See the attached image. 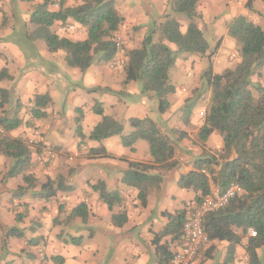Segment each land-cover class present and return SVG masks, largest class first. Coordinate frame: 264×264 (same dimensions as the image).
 Instances as JSON below:
<instances>
[{"label":"crops","instance_id":"obj_1","mask_svg":"<svg viewBox=\"0 0 264 264\" xmlns=\"http://www.w3.org/2000/svg\"><path fill=\"white\" fill-rule=\"evenodd\" d=\"M157 1L159 4L154 14L153 0H113L115 8L124 17L116 35L121 36L126 49L120 48L111 62L104 63L105 65L97 62L86 72H82L69 65L68 69L61 67L62 62H67L65 51L51 53L43 40L31 39L34 29L31 17L43 0H0V73L5 71L0 80V90L9 91L10 94L5 113H0V116L20 120V126L11 131L10 135L24 139L32 150L30 169L5 182H2L3 178L13 162L8 157H0V264H155V247L144 246L153 241L151 235L165 230L168 224L165 213L174 214L187 207L191 216L198 207L195 192L193 195L183 196L179 189L174 190L173 183L179 186L180 178L197 170L201 159L207 158V154L221 152L224 148L217 140L216 132L208 138L205 147L198 139V133L204 124L202 103L197 102L200 105L192 110L188 124L181 113L185 101L193 97L196 89L202 88V73L189 74L188 69L184 72L189 74L184 80L186 88L174 86L176 91L168 98L171 108L166 114L157 112V105H153L152 99L141 94L139 85H133L134 82L124 84L128 51L141 46L146 33L168 11L171 0ZM69 2L66 1L67 6L74 5V2ZM255 2L256 0H202L197 5L200 19L196 22L207 40L212 35L218 37L219 51L226 45L237 48V42L227 35L228 25L241 15L249 17L258 25L264 22V16L257 17L251 12L253 9L264 11V3L257 10ZM50 9L58 10L51 6ZM183 19L182 31L185 32L188 22ZM67 23L81 28L83 32L66 36L73 40L87 38L85 28L72 21ZM62 24L56 23L54 26L57 33ZM133 28L140 31L135 33V38L138 39L130 42L134 38L131 31ZM202 59L183 54L176 65L188 60L194 66ZM37 95H48L51 99L43 119H33L31 115L32 104ZM123 96L130 102L119 98ZM97 106L103 109L104 115L124 125V135L132 132L131 119L150 118L177 144L176 154L170 161L176 162L177 166L172 170L160 166L153 172L161 176L163 181L160 188L150 189L146 207L138 199V190L128 187L122 180L129 163L153 164L154 160L152 156L149 159L139 156L135 146L140 140L134 145V151L124 147L121 136L102 141L90 140L91 133L102 121V116L94 112ZM69 112L74 114L70 127L65 124L67 118H70ZM79 127L82 136L78 133ZM67 133L74 139L70 141L71 148H68L69 141L65 138ZM48 136L55 139L56 144L50 142ZM112 141L119 143L121 147L102 143ZM45 146L53 147L57 154L55 157L46 156L45 163L40 164L38 157L43 154ZM92 150L100 152L96 155L91 153ZM212 167L215 172L220 171V167ZM202 170L209 174L208 168ZM24 175L34 178V187L26 189ZM58 179L63 180L64 189L55 197L46 199L42 192L43 184L48 180ZM99 181H103L109 191H117L121 195L122 202L113 211L100 200L99 193L92 189ZM169 182L171 186L168 187ZM215 184L219 182L211 179V191ZM19 187L26 189L22 197L15 194ZM82 203L88 208L87 220L70 219L72 211ZM170 203L177 207L174 212L170 211ZM120 211L125 212L128 218L122 227L114 225L112 220L113 215ZM12 228L18 229V234L22 233L23 237L6 236ZM64 231L72 238H81V244L75 246L71 242H65L66 235H62ZM144 234L150 237V240L146 239V244ZM167 240L170 241V237L164 241ZM246 243L247 239H244L237 246L235 258L229 264H247ZM5 244L7 250L4 248ZM183 244L184 241L175 242L173 251L178 252ZM207 245L201 248L203 252L195 258L194 264L201 262L206 248L211 245L215 250L213 258L207 264H212L213 261L222 264L227 257L229 244L217 241ZM42 246L45 247L43 252ZM53 257H59L62 262H53Z\"/></svg>","mask_w":264,"mask_h":264},{"label":"trees","instance_id":"obj_2","mask_svg":"<svg viewBox=\"0 0 264 264\" xmlns=\"http://www.w3.org/2000/svg\"><path fill=\"white\" fill-rule=\"evenodd\" d=\"M200 1L171 0L163 21L148 31L140 47L127 53L125 83H139L141 94L156 100L159 114H166L171 108L168 98L176 89L170 81L169 72L178 58L183 54L203 58L209 51L208 40L196 22L200 19L197 12ZM54 3V0H43L33 12L31 24L34 29L31 39L43 40L51 53L65 51L68 65L82 72H86L94 62L109 63L116 57L120 48L115 42V37L124 17L115 8L113 0H79L71 6L66 5V0H60L59 9L52 10L50 6ZM248 7L252 9L250 3ZM182 18L188 22L185 32L182 31ZM69 21L86 29L85 40H73L54 30L56 23L66 24ZM227 35L237 42L241 61L235 68L226 69L222 74H215L212 67L204 74V89L209 99L204 113V124L198 133V139L204 147L208 138L214 132L218 133L224 140V148L219 153L207 154V158L201 159L197 170L180 178L179 187L193 190L196 194L195 202L199 206L203 197L211 191V179L218 181L222 189H226L231 183L237 184L240 188L237 196L227 206L206 217L203 231L208 235L207 244L227 242L229 249L222 264H229L235 258L237 246L247 239V264H264V257L259 253L264 248V87L259 82L264 69V30L249 17L241 15L228 25ZM156 36L158 41H155ZM4 75L5 71H2L0 80ZM254 89L259 92V97L254 95ZM194 92H197V89ZM9 98V91L1 89V114L5 113ZM198 100H201L200 93H194L192 98L185 101L183 118L187 124ZM33 103L32 118H45V110L51 104L50 97L37 95ZM94 112L102 116V121L91 133L90 140L102 141L121 136L124 147L132 151L139 140L149 143L154 163H129L122 180L128 187L138 190V199L141 205L146 207L150 189L160 188L163 181L161 176L153 172L160 166L170 170L177 166L176 162H170L176 154V142L150 118L131 119L132 132L124 135L122 123L104 115L99 106ZM19 126V119L0 116V157H8L13 162L2 182L26 173L31 167V146L24 139L10 135V132ZM78 133L82 136L81 127L78 128ZM53 150L56 156V150ZM99 152L100 150L91 151L96 155ZM213 165L220 167V171L215 172ZM205 167L209 169V174L201 172ZM24 181L27 184L26 189L35 185L31 175H24ZM26 189L19 187L16 196L22 197ZM63 189L62 179L48 180L42 186L46 199L55 197ZM92 189L99 193L100 200L110 211L122 202L119 192L109 191L103 181L93 185ZM87 210L84 203L80 204L72 211L70 219L82 218L85 222L88 217ZM165 217L168 219L165 230L155 234L152 241L155 247V264H173L175 255L183 248L174 252V243L184 241L183 246L186 243L184 226L190 218L187 207L174 214L165 213ZM112 220L114 225L122 227L128 218L125 212L120 211L113 215ZM249 229L257 233L255 237L250 236ZM18 232V229L13 228L6 236L23 237L22 233ZM168 237L170 241H164ZM81 241V238L70 239L71 244L75 246L80 245ZM214 250L213 245L209 246L198 264H207V261L213 258ZM202 252L200 248L195 258ZM52 261L62 262L59 257H53ZM194 261L191 264H194ZM212 264L218 262L213 261Z\"/></svg>","mask_w":264,"mask_h":264},{"label":"rangeland","instance_id":"obj_3","mask_svg":"<svg viewBox=\"0 0 264 264\" xmlns=\"http://www.w3.org/2000/svg\"><path fill=\"white\" fill-rule=\"evenodd\" d=\"M67 1V3H70L69 1H71V0H66ZM79 0H75V2H74V4L76 3V2H78ZM227 1V0H226ZM54 2L55 3H60V0H54ZM73 2V1H72ZM200 2H202V0L200 1ZM199 2V3H200ZM159 4V2L157 1V0H153V5H155L154 7H153V12H154V14H156V9H157V5ZM255 6H256V8H257V10H258V8L260 7V9H261V7H263V2H262V0H256V2H255ZM252 9H250V11H251ZM252 13H254L255 14V16H257V17H260V16H264L263 14H264V11H256V10H252L251 11ZM183 20H185L186 21V19L184 18ZM163 21V18H162V20L160 19L158 22H157V24H160L161 22ZM260 24V27H262L263 29H264V22H262V23H259ZM122 25V24H121ZM134 29V28H133ZM131 30L132 32V34H133V36L132 37H134L133 39L131 38V40H130V42H132V41H135L136 40V38L138 39V37H136L135 38V33L138 31H140V30ZM140 29V28H139ZM148 33V32H147ZM147 33H146V35H147ZM140 34V33H139ZM144 33H141V35H143ZM130 35V34H129ZM145 35V36H146ZM212 37V38H211ZM144 38V37H143ZM155 38V41H158V36H156V37H154ZM140 39V38H139ZM208 43H209V51H208V53H207V55L205 56V57H203V59L202 60H199V61H197L195 64H194V66H192L191 65V63L190 62H188V60H184V61H182L180 64H178V65H174L171 69H170V72H169V76H170V81H171V83L173 84V86H175L176 88H186V86L184 85L185 84V82H184V80H185V78H186V76L188 77V75L189 74H192L193 72H194V74H197V73H202V88L200 89V88H198L197 89V92H194L196 95H198L199 93H200V97H201V100H198L200 103H202V105H201V107H203V112L205 113V111H206V109H207V105H208V102H207V100L209 99V95L207 94V92L205 91V87H206V81H205V79H204V74L210 69V67H212L213 68V72L215 73V74H222L226 69H233V68H235L239 63H240V61H241V58H240V56H239V46L237 45V48H232L231 46H229V45H226L224 48H223V50L222 51H219V49H220V47L218 46V44H219V39H218V37H214L213 35L212 36H210V39L208 40ZM131 45H133V44H131ZM122 47L124 48V49H126L125 48V45L123 46V39H122ZM121 47V48H122ZM219 47V48H218ZM187 55H189L190 56V54H187ZM211 55H213V57H211ZM211 57V58H210ZM97 62H94L93 64H92V66H94V64H96ZM102 64H104L105 62H101ZM105 65V64H104ZM91 66V67H92ZM61 67L63 68V69H68V64H67V62H62L61 63ZM90 67V68H91ZM188 69V71H189V74H184V72H186V70ZM124 79V78H123ZM255 80H257V79H255ZM259 82L261 83V85L264 87V69H263V77L259 80ZM124 84H126L125 82H124ZM134 84H137V85H139V87H140V89H141V85L139 84V83H133V85ZM187 85V84H186ZM122 86H124L123 84H122ZM201 91V92H200ZM254 95L256 96V97H259L260 96V94H259V92L256 90V89H254ZM120 99H122L123 101H127V102H130V100L128 99V98H126V97H119ZM156 100L155 99H153V101H152V103H153V105H154V103L157 105V103L155 102ZM197 101V102H198ZM169 102V101H168ZM170 103V102H169ZM200 103L198 104H196V106H199L200 105ZM195 106V107H196ZM185 107V105L183 106V108ZM194 107V108H195ZM126 113H129L128 111H126ZM181 113H183V109L181 110ZM69 116H70V118H67V121H66V125L68 126V127H70V126H72V123H73V117H74V114H73V112H69ZM70 132H71V130H69ZM65 138L69 141V145H68V148H71V146H72V144L70 145V141H73L74 139H73V137H72V135L70 134V133H67L66 135H65ZM47 139H49L50 140V142H52V143H54V144H56V140L55 139H51L49 136L47 137ZM217 140L220 142V145L223 147L224 146V140H223V138L217 133ZM102 143H108L109 144V146H115V147H121L120 146V144L119 143H114V141H112L111 143H109V142H102ZM76 144V143H75ZM136 148H138V153H139V156H141V157H146L147 159H149V158H151V155H150V147H149V143L147 142V141H145V140H140L138 143H137V145L135 146ZM76 151H78V150H76ZM72 152H75V151H72ZM216 153H219V152H216ZM174 184V186H175V188H174V190L176 191V190H178L179 189V193H181L183 196L184 195H193L194 194V191L193 190H185V189H181L179 186H178V184L177 183H173ZM169 186H171V183L169 182L168 183V187ZM170 205H171V212H174L175 211V209L177 208L173 203H170ZM1 229H2V227H1ZM13 229V228H12ZM74 232H76V231H74ZM8 233H9V231H8ZM63 236H65L66 235V239H64L66 242H70V239L72 238L71 237V235H69V234H67V232H63V234H62ZM155 236V235H154ZM154 236L153 235H151V239H153L154 238ZM143 238H144V240H145V244H146V239H148V240H150V237H147V235L146 234H144L143 235ZM206 247H208V245L206 246ZM205 247V248H206ZM4 248H5V250H7V246H6V244L4 245ZM144 248H152V242H150L149 243V245H145L144 246ZM207 249V248H206ZM260 255H262V257H264V248H262L261 250H260Z\"/></svg>","mask_w":264,"mask_h":264},{"label":"built area","instance_id":"obj_4","mask_svg":"<svg viewBox=\"0 0 264 264\" xmlns=\"http://www.w3.org/2000/svg\"><path fill=\"white\" fill-rule=\"evenodd\" d=\"M71 1L75 2V0ZM51 7L59 9L60 4L54 3L51 5ZM58 32L66 36L74 33L81 34L83 31L81 28H77L71 23H66L62 24V26L58 28ZM115 39L118 48H121V36L118 34L116 35ZM46 156H55L52 147H44L43 154L38 157V161L40 164L45 163ZM201 172L207 174L205 170H202ZM239 192L240 188L235 183H231L226 189H222L219 184H215L212 191H210L207 196L203 197L200 205L196 208V210L192 213L188 221L185 223L184 233L186 234V243L183 248L175 255V264H191L194 261L200 248H202L205 244L209 242L208 235L203 231L206 217L209 214L217 212L218 210L227 206L229 202L234 199ZM248 231L250 236L252 237H255L257 234L251 229H249ZM44 250L45 247L42 246L41 251L43 252Z\"/></svg>","mask_w":264,"mask_h":264}]
</instances>
